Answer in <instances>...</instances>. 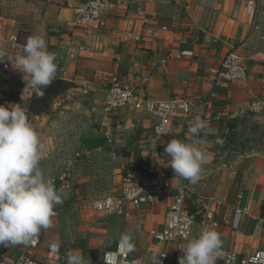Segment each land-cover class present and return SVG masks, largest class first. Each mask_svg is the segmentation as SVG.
Wrapping results in <instances>:
<instances>
[{
	"label": "crops",
	"instance_id": "0c3cea01",
	"mask_svg": "<svg viewBox=\"0 0 264 264\" xmlns=\"http://www.w3.org/2000/svg\"><path fill=\"white\" fill-rule=\"evenodd\" d=\"M87 1L0 0V40L17 35L24 45L30 36L42 35L47 50L56 54L54 80L71 83L50 111L39 116L29 111L34 90L27 87L30 78L25 79L24 73L8 83L0 71V93L8 105L17 104L26 111L45 146L44 153L77 141L84 157L70 168L71 187L63 193V203L56 206L51 227L43 230L41 245L32 250L28 242L9 244L0 264H11L22 252L45 262L49 253L67 250L71 257L65 264H102L104 253L115 249L119 240L130 242L132 256L146 258L147 249L156 244L150 233L164 226L171 194L153 207L131 210V217L100 214L93 209V201L119 190L125 169L142 178L149 165L162 168L175 187L187 188V208L198 217L189 240L208 228L219 234L222 246L216 264H223L228 251L245 257L264 249V155L253 154V160L239 159L228 165L218 150L227 119L264 110V62L251 65L245 82L212 81L230 51L249 59L251 54L243 45L256 39L252 23L257 15L264 21V0H156L148 11L158 17L156 28L168 29L141 43L124 35L135 0H108L125 6L110 12L105 27H75L76 8ZM185 4L191 13L182 10ZM88 40L96 49L78 51ZM111 76L153 100L187 98L211 103L214 126L198 134L204 141L206 162L197 183L176 176L164 151L172 139L191 142L196 138L188 134L196 116L174 118L170 132L156 136L152 116L125 109L107 114L104 103ZM143 78L148 82L142 83ZM51 163L40 161L47 177ZM243 208L247 213L237 216ZM188 242L162 247L169 264H179Z\"/></svg>",
	"mask_w": 264,
	"mask_h": 264
},
{
	"label": "built area",
	"instance_id": "2783aa9c",
	"mask_svg": "<svg viewBox=\"0 0 264 264\" xmlns=\"http://www.w3.org/2000/svg\"><path fill=\"white\" fill-rule=\"evenodd\" d=\"M259 3L261 0H251ZM156 3V0H135L132 5L133 16L127 19L125 37L141 43L150 38L158 37L159 32L165 31L167 27L156 28L158 17L148 11V7ZM121 3H111L108 0H89L81 3L76 8L74 25L78 28H87L93 24L99 27L107 25V16L111 11L124 7ZM185 13H191V8L182 5ZM238 11L233 16L237 18ZM257 15L252 23V32L255 34L254 41L246 42L243 46L251 55L249 59L243 58L237 51H230L222 61L220 68L214 72L212 81L214 84H233L249 80L251 65L264 62V21H260ZM210 39V36L207 37ZM88 40L78 51H94L95 45ZM186 45V43H185ZM23 43L17 35L9 36L0 40V71L8 83H14L21 78L22 72L16 70L9 57L23 54ZM179 54L176 58H180ZM75 59L74 54H70ZM167 60L164 59L162 63ZM110 87L105 94L104 109L107 114L116 113L123 109L129 113H142L155 119L153 133L156 136L167 135L172 127V121L177 117L196 116L207 122V128L214 126L211 103L207 100H191L187 98L176 100H153L136 87L126 85L116 76H111ZM148 82L143 78L142 83ZM0 105H8V99L0 93ZM206 128V129H207ZM111 142V137L108 136ZM57 145V144H56ZM81 144L75 142L69 145H60L53 151L44 153V160L52 161L48 178L52 179L57 189H63V193L70 189L68 183L71 167L84 161ZM116 160L112 156V162ZM91 162V159L87 160ZM147 175L136 178L132 171L125 169L122 176V187L113 189L110 193L100 195L93 201V209L104 215H116L131 217V210L141 211L144 207H153L159 204L166 196L171 194L172 203L166 213L164 226L161 230H152L151 236L156 244L147 249V257L132 256L131 244L128 240H119L115 249L104 253L102 264H169V256L162 247L173 242L189 241L193 234L196 223L195 218L189 213L186 205L187 188L175 187L165 176L163 169L154 165L146 168ZM247 208L237 210V216L241 217L247 213ZM43 230L28 241L30 249L36 250L42 243ZM9 244H0V261L6 258ZM71 257V251L49 253L45 262L35 260L30 254L22 252L11 264H65ZM223 264H264V249L253 254L240 257L236 251H228L224 255Z\"/></svg>",
	"mask_w": 264,
	"mask_h": 264
},
{
	"label": "clouds",
	"instance_id": "9594fccd",
	"mask_svg": "<svg viewBox=\"0 0 264 264\" xmlns=\"http://www.w3.org/2000/svg\"><path fill=\"white\" fill-rule=\"evenodd\" d=\"M23 54L9 57L14 68L25 74L27 87L42 95L57 73L56 54L47 50L45 38L30 36ZM207 122L196 117L188 134L191 142L172 139L165 147L176 176L195 184L200 179L206 154L198 134ZM44 144L17 104L0 105V244L27 243L41 229L51 227L55 208L63 203V189H57L40 167ZM222 241L211 228L189 240L179 264H216ZM157 264V260L154 261Z\"/></svg>",
	"mask_w": 264,
	"mask_h": 264
},
{
	"label": "rangeland",
	"instance_id": "374dc122",
	"mask_svg": "<svg viewBox=\"0 0 264 264\" xmlns=\"http://www.w3.org/2000/svg\"><path fill=\"white\" fill-rule=\"evenodd\" d=\"M223 126L218 150L225 163L230 165L239 159L246 163L253 160V154L264 155V110L245 111L227 119Z\"/></svg>",
	"mask_w": 264,
	"mask_h": 264
},
{
	"label": "trees",
	"instance_id": "16d2710c",
	"mask_svg": "<svg viewBox=\"0 0 264 264\" xmlns=\"http://www.w3.org/2000/svg\"><path fill=\"white\" fill-rule=\"evenodd\" d=\"M71 87V83L56 79L47 87L42 89V95L37 94L34 90L33 96L29 102V111L33 115H43L48 113L54 100L66 92ZM188 209V208H187ZM189 213L197 220V215L194 211L188 210Z\"/></svg>",
	"mask_w": 264,
	"mask_h": 264
}]
</instances>
